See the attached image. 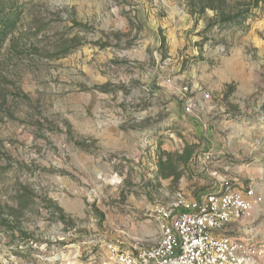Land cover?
<instances>
[{
  "label": "rangeland",
  "instance_id": "obj_1",
  "mask_svg": "<svg viewBox=\"0 0 264 264\" xmlns=\"http://www.w3.org/2000/svg\"><path fill=\"white\" fill-rule=\"evenodd\" d=\"M230 171L264 264V0H0V264H111Z\"/></svg>",
  "mask_w": 264,
  "mask_h": 264
},
{
  "label": "built area",
  "instance_id": "obj_2",
  "mask_svg": "<svg viewBox=\"0 0 264 264\" xmlns=\"http://www.w3.org/2000/svg\"><path fill=\"white\" fill-rule=\"evenodd\" d=\"M189 112V106H185ZM200 201L176 194L155 210L159 236L152 246L133 252L111 250V264H248L254 249L246 240L225 234L261 201L253 188L236 190L224 183ZM227 185V186H226Z\"/></svg>",
  "mask_w": 264,
  "mask_h": 264
},
{
  "label": "crops",
  "instance_id": "obj_3",
  "mask_svg": "<svg viewBox=\"0 0 264 264\" xmlns=\"http://www.w3.org/2000/svg\"><path fill=\"white\" fill-rule=\"evenodd\" d=\"M211 152L214 153L215 162H212L211 164H208L207 167L203 168L205 170V175H207L209 177V178L207 177L209 179V181L212 180V178L209 175H211V173L214 170H217V167L221 166L225 170V172L227 170H229V166H227L229 164L225 160V157L221 156V152L215 154L216 148H212ZM229 176L227 177L226 175H221V177H219V178L222 181H223V179H227V181H229V184H230L229 186L231 188L236 189V190H242L243 187H242L241 181H240L241 177L231 174V171L229 172ZM210 178H211V180H210ZM218 189H219V185L214 184V182H213V187H210L209 189H207L206 192L217 191ZM255 193H256V196L261 195L257 191ZM259 208H260V206H258V205L253 206L249 220H246V221L241 220V221H238L236 223L230 224L224 233L227 234L228 236L232 237V238H238V239H242L245 236H247V238L250 239L252 242H256L257 237L261 238V233H262L261 224H260V222H257V218H258V215L260 213ZM242 240H244V239H242Z\"/></svg>",
  "mask_w": 264,
  "mask_h": 264
},
{
  "label": "trees",
  "instance_id": "obj_4",
  "mask_svg": "<svg viewBox=\"0 0 264 264\" xmlns=\"http://www.w3.org/2000/svg\"><path fill=\"white\" fill-rule=\"evenodd\" d=\"M5 29V28H4ZM4 29H3V31H4Z\"/></svg>",
  "mask_w": 264,
  "mask_h": 264
}]
</instances>
